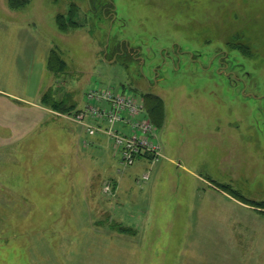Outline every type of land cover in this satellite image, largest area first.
Listing matches in <instances>:
<instances>
[{
	"label": "rangeland",
	"instance_id": "rangeland-1",
	"mask_svg": "<svg viewBox=\"0 0 264 264\" xmlns=\"http://www.w3.org/2000/svg\"><path fill=\"white\" fill-rule=\"evenodd\" d=\"M176 1L113 0L110 27L87 0H0V264H264V0ZM94 88L159 96L164 157L89 135Z\"/></svg>",
	"mask_w": 264,
	"mask_h": 264
},
{
	"label": "built area",
	"instance_id": "built-area-1",
	"mask_svg": "<svg viewBox=\"0 0 264 264\" xmlns=\"http://www.w3.org/2000/svg\"><path fill=\"white\" fill-rule=\"evenodd\" d=\"M83 105L76 120L89 135L110 138L123 164L132 165L138 159L152 164L164 157L159 127L147 117L142 100L132 93L94 88L85 93ZM88 117L93 121L87 122ZM142 178L148 179L149 171Z\"/></svg>",
	"mask_w": 264,
	"mask_h": 264
},
{
	"label": "trees",
	"instance_id": "trees-1",
	"mask_svg": "<svg viewBox=\"0 0 264 264\" xmlns=\"http://www.w3.org/2000/svg\"><path fill=\"white\" fill-rule=\"evenodd\" d=\"M28 1L29 0H9V5L12 9L17 10V9H21V8L25 7L27 5ZM191 2H192L191 0H186L185 2H182V3L180 2V4H179V1H176L174 3L175 4L174 6H177L178 4H179V6H190L192 4ZM57 23H58V25H57L58 28L62 31H65L70 25L62 17L57 18ZM72 26H74V25H72ZM238 34L243 35V33L241 34L239 32V30H238ZM245 39L246 40H244V42L241 44L242 51H244V52H245V48H249V47H246L247 44H245L249 40L247 39V37ZM116 47L117 46L115 45L113 48L116 49ZM125 51H126V49L124 50V53H125ZM248 54H250V51ZM117 57H119V58L121 57V59L123 60L125 56H122V54H121V56L117 55ZM46 68L48 71H50L54 74H59V73H63L65 71L66 64L63 60H61L59 58V55L55 50H50L47 61H46ZM138 97L142 100V102L144 104L145 113H146L147 117L150 119L151 122H153V124H155V126L160 128L162 125V122H163V118H164V103H163L162 99L159 96H157L156 94H153L151 92H146V93H144ZM65 101L62 100V101H59L56 103L51 102V104H49V105L58 111H66V110H69L70 108L74 107V105H70V107L65 108L64 107L66 104ZM229 191L232 193L231 195L233 197L240 199L241 201L244 200L243 196L237 192H234L233 189H229ZM252 202H250V203L252 204ZM254 205H256L258 207H264V201L263 200L262 201H255Z\"/></svg>",
	"mask_w": 264,
	"mask_h": 264
},
{
	"label": "flooded vegetation",
	"instance_id": "flooded-vegetation-1",
	"mask_svg": "<svg viewBox=\"0 0 264 264\" xmlns=\"http://www.w3.org/2000/svg\"><path fill=\"white\" fill-rule=\"evenodd\" d=\"M89 9L91 11L92 14L97 15V18H99V15L101 16V18H106L109 21V26L111 27V25L113 24V22L116 19V8L113 4V0H87ZM234 34L238 33V31L233 32ZM124 41V40H123ZM120 41L118 42V47L121 48L120 50H122V56L128 57L129 55H133L134 52H137L138 50H136L137 48L133 47L132 45H130L127 41ZM240 43V42H239ZM177 43H171L169 49H162L160 51V56H161V65H163V63H165L166 61H170L171 64L175 67L176 65V60H179L180 55L179 53L176 52V48H177ZM123 48L126 49L125 53ZM145 59H143L141 61V64H144ZM221 62V61H220ZM178 64V63H177ZM226 64H224V62H222V66H225ZM159 69L155 68L154 70V74L155 76H157ZM154 80V78H153ZM155 81V80H154Z\"/></svg>",
	"mask_w": 264,
	"mask_h": 264
}]
</instances>
